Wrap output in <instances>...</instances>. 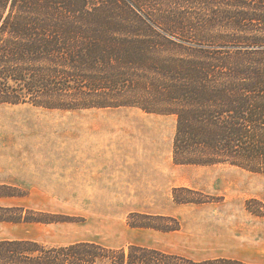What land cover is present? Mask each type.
<instances>
[{
	"label": "trees",
	"instance_id": "16d2710c",
	"mask_svg": "<svg viewBox=\"0 0 264 264\" xmlns=\"http://www.w3.org/2000/svg\"><path fill=\"white\" fill-rule=\"evenodd\" d=\"M136 9L193 38L221 30L229 35L220 43L232 38L248 45H203L192 58L167 57ZM0 103L138 107L175 115V164H229L264 173V0H0ZM180 191L191 189L175 188L178 202H201L182 200ZM0 210L14 211L0 220L16 224L70 221L23 207ZM135 216L148 222L130 221L133 227L180 228L172 216ZM0 264L264 263L196 259L137 243L116 248L89 240L49 245L12 238L0 240Z\"/></svg>",
	"mask_w": 264,
	"mask_h": 264
},
{
	"label": "rangeland",
	"instance_id": "374dc122",
	"mask_svg": "<svg viewBox=\"0 0 264 264\" xmlns=\"http://www.w3.org/2000/svg\"><path fill=\"white\" fill-rule=\"evenodd\" d=\"M136 11L167 57L192 58L203 45H248L232 38L220 43L229 35L221 30L204 33L205 40L193 38ZM176 121L175 115L138 107L65 110L0 103V207L70 219L0 220V240L32 238L49 245L89 240L116 248L137 243L196 259L264 263V173L229 164H175ZM177 187L191 189L180 191L182 200L201 202H178ZM135 213L172 216L180 228L133 227L130 221L148 222Z\"/></svg>",
	"mask_w": 264,
	"mask_h": 264
},
{
	"label": "crops",
	"instance_id": "0c3cea01",
	"mask_svg": "<svg viewBox=\"0 0 264 264\" xmlns=\"http://www.w3.org/2000/svg\"><path fill=\"white\" fill-rule=\"evenodd\" d=\"M177 122V121H176ZM176 127H177V123H176ZM175 132H176V130H175ZM6 239H11V238H6Z\"/></svg>",
	"mask_w": 264,
	"mask_h": 264
}]
</instances>
